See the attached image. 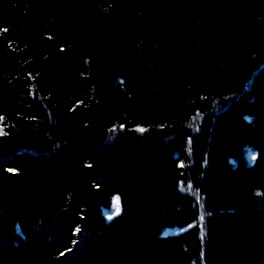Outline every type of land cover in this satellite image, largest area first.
Returning a JSON list of instances; mask_svg holds the SVG:
<instances>
[{"label":"trees","instance_id":"trees-1","mask_svg":"<svg viewBox=\"0 0 264 264\" xmlns=\"http://www.w3.org/2000/svg\"><path fill=\"white\" fill-rule=\"evenodd\" d=\"M0 126V264H264V0H0Z\"/></svg>","mask_w":264,"mask_h":264},{"label":"snow or ice","instance_id":"snow-or-ice-1","mask_svg":"<svg viewBox=\"0 0 264 264\" xmlns=\"http://www.w3.org/2000/svg\"><path fill=\"white\" fill-rule=\"evenodd\" d=\"M138 131H141V132H143V131H145L144 129H138ZM4 134H6L5 132H4V129H3V127L2 126H0V135H4ZM117 210H118V208H119V200L117 199Z\"/></svg>","mask_w":264,"mask_h":264}]
</instances>
